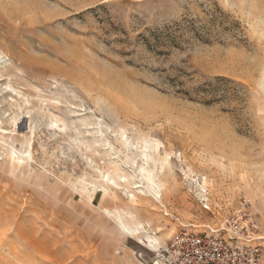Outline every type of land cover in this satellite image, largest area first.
Here are the masks:
<instances>
[{"label":"rangeland","instance_id":"374dc122","mask_svg":"<svg viewBox=\"0 0 264 264\" xmlns=\"http://www.w3.org/2000/svg\"><path fill=\"white\" fill-rule=\"evenodd\" d=\"M0 76V264H156L241 210L264 239V0H0Z\"/></svg>","mask_w":264,"mask_h":264},{"label":"built area","instance_id":"2783aa9c","mask_svg":"<svg viewBox=\"0 0 264 264\" xmlns=\"http://www.w3.org/2000/svg\"><path fill=\"white\" fill-rule=\"evenodd\" d=\"M257 235V225L241 210L218 228L176 231L156 253V264H263L264 239Z\"/></svg>","mask_w":264,"mask_h":264},{"label":"bare ground","instance_id":"6f19581e","mask_svg":"<svg viewBox=\"0 0 264 264\" xmlns=\"http://www.w3.org/2000/svg\"><path fill=\"white\" fill-rule=\"evenodd\" d=\"M2 77V76H0ZM127 145V141H123V144L122 146H126ZM159 160V159H157ZM162 160V159H161ZM165 161V160H163ZM162 162V161H160ZM142 168H145V167H142ZM148 170V169H147ZM143 172H145L144 170H142ZM146 175L143 176V179H145L147 181V192L149 194H152V197L155 201L159 202V203H162L163 204V193H162V186H161V182L160 183H157L155 182L154 178H153V173L152 171H146ZM125 230L127 233H129L130 235H141V227L139 226H125ZM146 239V243H148L153 249L156 248V246H159L160 245V241L159 239L155 238V237H152V236H147L145 237ZM161 248L158 247L157 251H159Z\"/></svg>","mask_w":264,"mask_h":264}]
</instances>
